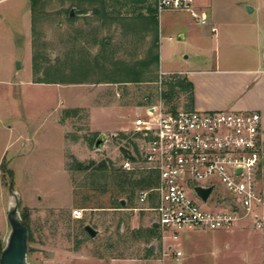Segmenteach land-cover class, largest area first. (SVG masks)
<instances>
[{"label": "rangeland", "instance_id": "obj_1", "mask_svg": "<svg viewBox=\"0 0 264 264\" xmlns=\"http://www.w3.org/2000/svg\"><path fill=\"white\" fill-rule=\"evenodd\" d=\"M104 1L103 11L101 0H42L33 11L30 0L0 1V252L17 199L33 264H168L171 248L182 250L180 264H251L222 250L193 257L195 243L215 238L209 229L184 228L174 239L151 226L155 201L140 203L138 192L155 173L125 170L124 150L140 156L134 119L145 117V98L175 106L186 95L176 79L160 85L159 61L151 63L164 13L148 26L138 14H153L154 0ZM136 73L141 80L129 81ZM100 133L108 138L95 149Z\"/></svg>", "mask_w": 264, "mask_h": 264}, {"label": "built area", "instance_id": "obj_2", "mask_svg": "<svg viewBox=\"0 0 264 264\" xmlns=\"http://www.w3.org/2000/svg\"><path fill=\"white\" fill-rule=\"evenodd\" d=\"M154 7L157 15L183 10L207 22L195 0H154ZM163 76L160 71V85ZM134 127L144 141L141 153H128L121 166L155 173L156 183L141 189L138 200L154 199L152 222L162 233L177 238L184 228H229L241 220L264 232V127L257 111L187 109L159 100ZM196 187H211L205 200ZM73 215L80 218L82 211ZM164 254L168 264H180L181 250Z\"/></svg>", "mask_w": 264, "mask_h": 264}, {"label": "crops", "instance_id": "obj_3", "mask_svg": "<svg viewBox=\"0 0 264 264\" xmlns=\"http://www.w3.org/2000/svg\"><path fill=\"white\" fill-rule=\"evenodd\" d=\"M195 5L205 13V24L196 22L187 11L168 9L156 26L158 79L162 71L163 79L181 81L180 89L186 95L184 103L170 106L257 111L264 127V0H195ZM168 47L173 53L165 63L171 64L163 69L161 57L167 55ZM145 99L146 108L159 102ZM204 231L212 232L215 238L201 247L191 242L197 247L191 252L193 257L222 250L233 258L244 254L251 264H264V232L252 221ZM218 233L229 237L219 240Z\"/></svg>", "mask_w": 264, "mask_h": 264}, {"label": "water", "instance_id": "obj_4", "mask_svg": "<svg viewBox=\"0 0 264 264\" xmlns=\"http://www.w3.org/2000/svg\"><path fill=\"white\" fill-rule=\"evenodd\" d=\"M72 14L73 11L71 10L70 15ZM107 138L108 137L106 135L100 133L94 141V148H102ZM196 191L202 199L205 200L211 191V187H196ZM121 203H123V201H121ZM7 220L10 229L5 239V244L0 252V264H33L27 259L29 249V231L20 214L17 199L8 208ZM156 225L157 223L154 222L153 226ZM84 229L91 237H94L98 232L89 224H86Z\"/></svg>", "mask_w": 264, "mask_h": 264}, {"label": "trees", "instance_id": "obj_5", "mask_svg": "<svg viewBox=\"0 0 264 264\" xmlns=\"http://www.w3.org/2000/svg\"><path fill=\"white\" fill-rule=\"evenodd\" d=\"M42 0H30V8H31V11H33V10H35L36 8H37V6H38V4L41 2ZM101 3H102V11L104 10V8H105V1L104 0H101ZM152 10V9H151ZM132 11V10H131ZM151 13H153V14H151V15H149L148 17H145L144 16V14H138V16H139V18H140V20H142V22H143V25H145V26H148V23L150 22V19H151V17H153V16H157V13H156V11H155V7L153 8V12H151ZM151 34V36H152V45H153V43H155V37H154V35L152 34V33H150ZM156 42H157V40H156ZM150 60H151V63H152V61H153V63L154 62H156V60H157V57H156V55H153V56H151V58H150ZM150 70V69H149ZM148 71V70H147ZM149 72V71H148ZM134 73V72H133ZM142 73V72H141ZM141 80V77H140V75L138 76L137 75V73L136 74H134L133 75V78H131V79H129V81H140ZM109 81H116V80H114V79H108V80H106V82H109ZM120 81V80H119ZM82 82H84V81H80V83H82ZM174 86H176V87H179V88H181V87H183V84H182V82L181 81H177L175 84H174ZM124 153L126 154L125 155V157H127V156H130L129 154H128V152L127 151H125L124 150ZM76 168L77 169H82V168H84V166H82V164L81 163H78V165L76 166ZM155 178H156V176H155ZM145 180L144 179H141L139 182L140 183H142V182H144ZM155 183H156V179H155ZM154 183V184H155ZM143 184H145V183H143ZM148 184H151V183H146L145 185H148ZM149 186V185H148ZM22 218H23V220H24V222H25V224H26V226H27V228H28V225H27V222H26V219H25V217L22 215ZM153 227V226H152ZM28 231H29V228H28ZM31 240V234L29 233V241Z\"/></svg>", "mask_w": 264, "mask_h": 264}]
</instances>
